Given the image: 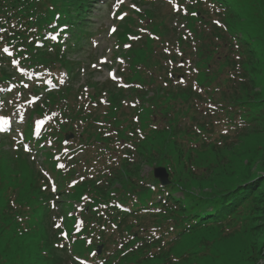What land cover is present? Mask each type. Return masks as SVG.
Listing matches in <instances>:
<instances>
[{"label":"trees","instance_id":"obj_1","mask_svg":"<svg viewBox=\"0 0 264 264\" xmlns=\"http://www.w3.org/2000/svg\"><path fill=\"white\" fill-rule=\"evenodd\" d=\"M46 1H58L60 6L54 9L48 7V11L38 7L44 3L42 0H0V14L16 19L18 29L24 25L18 16L28 21L33 16L52 18L59 13L66 17L61 16L60 22L72 27L84 22V0L70 6L67 0ZM212 1L227 9L229 7L225 20L228 31H236L245 37L240 50L245 55L240 62L245 81L237 89L222 93V99L238 107L245 105L252 113L261 110L256 116V122H260L259 128L253 132H256L258 139H264V91L256 93L253 90L264 81V25L260 24V21H264V0H253L252 6L241 13L245 0ZM70 11L80 16H72ZM194 21L191 20V23ZM172 25L168 23L166 26L161 21L154 29L162 28L163 33H171L178 41H174L173 45L185 47V53L193 57L192 62L197 67L196 76L199 71L200 81L207 79L206 90L210 93L209 77L215 71L211 66L217 62H228V66L235 64L232 57L226 55L225 51L221 52L222 48L227 49L229 41L223 43L224 46L213 41L215 37L218 38L217 33L207 37L208 43L202 42L204 36L202 41L193 37L191 40L189 34H181L176 31L178 27ZM136 51H142L144 57L147 55L146 67L150 71L159 69L160 64L149 46ZM200 66L204 68L202 73ZM159 90L157 88L155 94ZM186 92L181 91L180 97L172 95L170 102L166 98L150 101V105L162 113L160 118L167 124L156 132L157 139L163 136L162 141L155 144L149 142L144 147L137 145L133 152L121 153L127 157L112 154L107 167L102 170L105 181L98 185L95 181L90 184L94 205H104L98 215L93 213L94 220L90 225L93 244L102 246L100 255L93 254L91 263L257 264L264 260V190L261 191L259 187L264 184V173L214 191L194 192L187 186L188 181L206 180L226 159L228 152L247 139L251 131L223 145L210 142L207 137L196 141L197 145L193 144L192 140L198 139L199 135L188 128L183 132L180 125L182 118L187 119L197 113L195 95ZM220 103L211 100V105L216 109L220 108ZM199 128L205 129V126L199 125ZM180 132L186 140L177 139L176 135ZM154 165H163L168 169L170 186L161 188L150 174L142 176L144 166ZM118 202L126 210L117 208L115 204ZM222 244H233L238 251L231 255L223 254L217 248Z\"/></svg>","mask_w":264,"mask_h":264},{"label":"rangeland","instance_id":"obj_2","mask_svg":"<svg viewBox=\"0 0 264 264\" xmlns=\"http://www.w3.org/2000/svg\"><path fill=\"white\" fill-rule=\"evenodd\" d=\"M114 1L117 0H110L113 4ZM241 2L242 0H238ZM77 2L76 0H67L68 5ZM128 2V1H127ZM49 5H54L56 8L60 6L59 4H55L53 2H44L42 5H39L40 8L48 9ZM249 3L244 2L242 3L241 11L248 10ZM114 8L112 9V11ZM89 13L87 15H93L88 17L89 22L93 23V25L86 30L85 37L90 36L88 43L85 44L78 52L72 54L71 59L75 60L78 63L79 69L81 67H85V70L88 69V74L82 73V71L78 72V78L72 77V89L79 88L83 86L84 82L87 81L88 77L92 78V82L100 85L104 82L106 77L110 76L112 72L111 70H117L122 66H118L120 64L121 58L120 55L114 54L115 50V39L110 37L108 34L109 28L113 27L114 22L112 20V11L111 7L108 6V1L104 4L100 2L99 5H94V7L89 8ZM72 16H76V14L72 13ZM47 17V16H44ZM63 18L66 19L65 16ZM215 33H220L219 31H215ZM227 36V34H225ZM95 41V42H94ZM87 42L83 40V44ZM94 42V44H90ZM93 56V57H92ZM93 58V62L92 59ZM99 60V62H98ZM90 63L94 64L93 67ZM98 70V71H97ZM56 76H60L65 78V75L62 71L58 72ZM30 92V91H28ZM20 114H26L24 112H19ZM257 113V112H256ZM22 119L26 116L22 115ZM213 119H216L215 117ZM36 122V120H35ZM218 131V128H217ZM220 132V130L218 131ZM15 137L20 136V131L17 129L16 133H13ZM216 138V135L212 137V139ZM163 136L157 139L155 136L150 144H155L157 142L162 141ZM217 140V139H216ZM220 141V140H218ZM264 139H258L256 132H251V135L238 143L234 150L228 152L226 159L223 160L222 164L216 167L212 173L208 176V178L204 181H188L187 186L192 189L194 192L200 191H214L219 189H224L230 187L232 185L238 184L241 181L245 180L248 177L252 176H260L264 173V145H262ZM223 143V142H221ZM24 145V144H23ZM148 145V144H147ZM146 145V146H147ZM262 146V147H261ZM261 147L260 150H258ZM2 155V154H1ZM203 158V155H201ZM39 164H44L40 158L37 161ZM150 171L149 167H144V173ZM261 191L264 190L263 186H259ZM58 208V207H57ZM55 211V210H54ZM53 224H60V215L59 212L55 211L53 215ZM64 222V221H63ZM26 239V238H25ZM8 242L12 246V248H16V241L13 239L8 238ZM237 242V241H236ZM218 250L223 254L228 253L229 255L238 251V248L235 245H218ZM33 253L34 249L31 247L28 249L23 250L22 252L18 253L20 258L23 260L24 264H38L33 260ZM237 264H246V263H237ZM257 264H264V260H260Z\"/></svg>","mask_w":264,"mask_h":264},{"label":"water","instance_id":"obj_3","mask_svg":"<svg viewBox=\"0 0 264 264\" xmlns=\"http://www.w3.org/2000/svg\"><path fill=\"white\" fill-rule=\"evenodd\" d=\"M154 176L159 179L162 184L167 183V176L163 169H157L154 171Z\"/></svg>","mask_w":264,"mask_h":264},{"label":"snow or ice","instance_id":"obj_4","mask_svg":"<svg viewBox=\"0 0 264 264\" xmlns=\"http://www.w3.org/2000/svg\"><path fill=\"white\" fill-rule=\"evenodd\" d=\"M121 2H122V0H121ZM112 31H115V29H113ZM94 67H95V65H94ZM5 123H7L6 121H2V120H0V131H3L4 129H3V125L5 124ZM43 123V121H39V122H37V127H39L40 126V124H42ZM59 167H63V165H59ZM58 227V226H57Z\"/></svg>","mask_w":264,"mask_h":264}]
</instances>
